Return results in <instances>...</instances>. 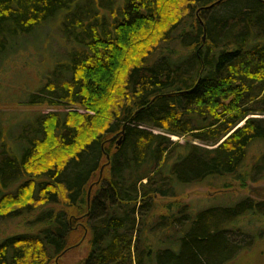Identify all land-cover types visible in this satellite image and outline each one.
<instances>
[{
  "label": "trees",
  "instance_id": "obj_1",
  "mask_svg": "<svg viewBox=\"0 0 264 264\" xmlns=\"http://www.w3.org/2000/svg\"><path fill=\"white\" fill-rule=\"evenodd\" d=\"M217 1L0 0V63L53 23L66 48L20 100L56 110L0 116V217L37 215L0 264L82 238L76 264H229L264 240V199L158 214L186 187L264 184V0Z\"/></svg>",
  "mask_w": 264,
  "mask_h": 264
},
{
  "label": "rangeland",
  "instance_id": "obj_2",
  "mask_svg": "<svg viewBox=\"0 0 264 264\" xmlns=\"http://www.w3.org/2000/svg\"><path fill=\"white\" fill-rule=\"evenodd\" d=\"M59 35V27L56 23L47 25L36 36L30 38L31 47L20 53L18 51L8 53L0 63V116H2V122L5 125L17 126L22 122H28L27 120L37 113L56 110L49 107H26L21 104L20 100H25L29 92H35L41 85L40 77L44 72V65H51L55 58L56 60L64 59L66 48L62 46L64 40ZM177 51L183 52L180 46ZM40 52L44 54H40ZM72 110L80 113L88 112L84 107L77 105H73ZM20 121L22 122L20 123ZM154 132L160 133L161 131L155 130ZM171 139L179 142L189 140L188 137L177 136H171ZM43 157L40 160L45 159V154ZM245 196L259 200L264 199V184H248L245 188L235 184L231 190L221 188L217 190V188H209L205 184L194 185L184 188L179 197L157 198L156 201L160 206L158 214H161L166 213L168 209L173 211L174 206L183 204H190L195 211L211 206H226L238 202ZM36 217V214L13 220L0 217V242L15 234L35 232V225L32 221ZM158 239L156 233L149 234V242L152 246H159ZM79 240H75L66 255L55 264H76L87 250L83 238ZM255 244L254 247L245 250L229 264H264V240L256 241Z\"/></svg>",
  "mask_w": 264,
  "mask_h": 264
},
{
  "label": "water",
  "instance_id": "obj_3",
  "mask_svg": "<svg viewBox=\"0 0 264 264\" xmlns=\"http://www.w3.org/2000/svg\"><path fill=\"white\" fill-rule=\"evenodd\" d=\"M221 0H218L217 2H215L214 4H212V5H210L208 8H212L216 3H219ZM122 135H124V129L122 130ZM122 140H123V137H121L119 140H118V142H117V144H118V146L122 143ZM107 158L109 159V155H107ZM103 169V168H102ZM88 198H89V196H88ZM57 262V261H56Z\"/></svg>",
  "mask_w": 264,
  "mask_h": 264
}]
</instances>
